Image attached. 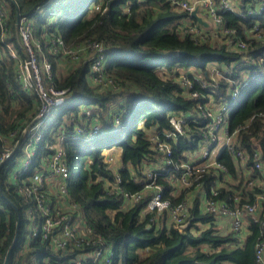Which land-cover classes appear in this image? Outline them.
<instances>
[{
	"label": "trees",
	"instance_id": "1",
	"mask_svg": "<svg viewBox=\"0 0 264 264\" xmlns=\"http://www.w3.org/2000/svg\"><path fill=\"white\" fill-rule=\"evenodd\" d=\"M235 1L245 10L260 0ZM0 11V151L5 144L19 142L0 163V264H5L9 250L7 264H31L33 258L35 264H71L76 254V250L54 247L48 239L26 242L31 222L27 212L36 210L35 203L17 190L12 179L7 180L27 140L22 130L34 121L40 106L35 86L25 90L16 77L18 60L7 46L9 42L25 57L15 35L21 15L32 21L37 62L44 57L51 62V78L43 84L67 89L66 102L54 109L34 144L33 163L22 176L24 182L29 184L28 176L35 171L45 172V182L44 161L61 149L67 168L62 176L66 199L76 204L72 216L81 212L102 245H113L112 264H255V245L264 240V200L254 216L245 217V234L229 225L220 229L222 216L205 210L204 203L213 198L235 208L254 202L260 191L259 182L251 186L246 182L260 175L253 167L255 151L264 165V13L241 18L232 10L219 12L223 26L234 30L233 40L245 43L237 51L184 31V23L198 21L172 0H0ZM257 23L258 38L251 32ZM58 37L62 45L53 51ZM92 41L105 47L101 83L92 79L90 49L79 51L75 60L63 53L64 47ZM64 64L65 69L59 70ZM191 66L200 73L184 72L198 92L195 97L185 95L179 81L182 71ZM225 68L232 74H226ZM214 71H220V80L213 79ZM245 77L249 81L241 88ZM234 83L241 88L235 100L230 92ZM207 101L230 105L227 121L230 130L241 127L235 146L245 153V167L238 166L224 146L217 159L226 170L210 168L191 177L189 185H180V164L205 143L208 120L198 103L204 106ZM182 114L191 116L179 134L169 116ZM94 124L100 127L95 134L91 133ZM159 143L169 146V154L157 148ZM110 147L120 151L116 169L106 166L102 152ZM151 171L155 179L149 178ZM150 181L164 187L162 196L171 203L188 202L187 227L178 228L168 210L147 209L154 191L146 188ZM121 189L143 190V194L124 204ZM48 196L62 202L54 192Z\"/></svg>",
	"mask_w": 264,
	"mask_h": 264
},
{
	"label": "built area",
	"instance_id": "2",
	"mask_svg": "<svg viewBox=\"0 0 264 264\" xmlns=\"http://www.w3.org/2000/svg\"><path fill=\"white\" fill-rule=\"evenodd\" d=\"M214 2V0H172L173 4L189 14L195 7H198L197 14L204 21L207 22L209 20V22L214 24L215 28L219 31L221 30L223 34H225L226 38L231 43V49L237 51L244 49L245 43L243 41L233 40L234 30L223 26L219 12L232 10L241 18L259 16L264 13V0H260L255 6H248L245 10L238 8L235 0H219L217 3ZM29 22L30 19L25 15H21L16 23L18 27L17 40L23 46V52L25 54L24 58H21L12 48L11 44L7 42L11 57L18 60L15 68L16 77L25 90L32 87L33 84L37 90L40 101V106L34 121L22 130L24 136L27 137V140L22 144V156L19 159V162L21 160L23 161V167L16 169L11 176V179L17 184V190L26 198L32 199L35 203L36 210L34 211L32 208L27 212L31 222L29 223V232L27 234L26 242L36 238L48 239L56 248H69L71 250H76V254L71 260V264H112L114 261L113 245H102L101 238L94 232V229L85 223V219L82 217L81 212L77 211L76 215L72 216L76 204L66 199L68 191L65 183L61 182L58 186L55 185L53 189L50 188L45 182H43L45 175L44 171H35L34 173H31L28 176L29 184L23 180L22 176L24 172L27 171L33 163V155L35 151H32V149L34 144L41 138L43 124L52 114L54 109L65 103L67 100L66 88L58 89L52 86L51 83L48 85L43 84L36 55L32 50V44L30 42L31 33ZM182 26L181 27L184 31L189 30L190 33L197 36L200 40H209L207 34H199L201 32V27L203 26L202 23L186 22ZM251 32L256 38L260 36L258 23L252 27ZM5 35L6 32L3 31V38ZM53 44L54 47H51V50L55 51L57 50L58 44L62 45V40L58 37L56 40H53ZM86 49H90L92 54H94V58L90 65L92 79L95 82L101 83L104 80L102 70L105 67L106 62V55L103 53L105 47L102 46V44L97 41H92L83 46L77 45L74 48L64 47L63 53L68 54L75 60L78 58L79 51ZM43 59L46 77L51 78V62L46 57ZM213 67L215 66H212V68ZM37 70L40 74H38ZM224 70L226 74H232L231 69L225 68ZM187 75L188 74H184L181 78V83L184 85L183 87L192 92V94L198 96V92L192 90V80ZM215 75L222 76L220 71H214L212 73L213 79L216 77ZM216 78L218 79V77ZM200 81L203 86H206V82L202 79H200ZM248 81V77H245L240 85L241 88L244 87ZM240 86H237L235 83L231 86V99H236L241 89ZM206 105L207 106L199 105L200 113L208 120L205 126L206 129L203 133L205 143L195 156H192L191 159L180 164L182 172L177 179L180 185H189L191 177L196 178L197 175L208 171L210 168L226 170L223 163L217 159V154L224 146H227L229 151L236 157V160H238L237 163L239 162L238 166H242V168L245 167L244 162H242L245 160V153L241 148L235 146V138L241 127L237 126L230 130L227 121L228 119L226 120L225 118V115L230 110V106L226 102L218 104V109L213 108L216 104ZM190 116V114L169 116L170 122L177 133L182 134L185 131V126ZM77 129L81 130L80 128ZM99 131V125H92L91 133L95 134ZM10 134L13 136L14 132ZM166 135L170 136L171 134L167 133ZM30 141H32V144ZM18 143V140H16L15 143L4 145L0 151V163L4 162L12 155V152L15 146L17 147ZM156 146L160 151L169 154L170 149L167 144L159 143ZM217 146H221L218 151L215 149ZM258 155L257 151L253 153V167L260 171V175L255 178H249L246 182L249 186L259 182L260 191L256 194L254 202H247L241 206H236L235 208H231L226 203L216 201L213 198H207L204 203L205 210L225 217L229 222L230 228L235 232L245 234V217L254 216L259 209L260 202L264 200V165L259 161ZM166 162L169 163L170 160H167ZM44 163L46 166L45 171L55 172L58 176H65L67 173L61 149H57L54 154L49 158H46ZM148 174L150 179H155L156 174L153 171ZM20 179H22V181H18ZM117 181H120L119 177ZM146 188L154 189L153 194L147 201V209L156 213L168 210L174 224L178 228H182V225L185 223L184 220L188 215V202L186 200H181L174 204L171 203L168 198L162 196L164 187L161 184H156L150 181L146 185ZM50 189L51 192L53 191L54 194L57 195V197L62 198L61 203L58 204L57 201L54 202L53 199L48 196V194L51 193L49 192ZM119 192L123 195L124 204L139 200L143 194V190L131 193L128 190L121 189ZM211 192L212 194H215V188H212ZM30 262L31 264H35V258ZM255 264H264V240H259L255 245Z\"/></svg>",
	"mask_w": 264,
	"mask_h": 264
},
{
	"label": "rangeland",
	"instance_id": "3",
	"mask_svg": "<svg viewBox=\"0 0 264 264\" xmlns=\"http://www.w3.org/2000/svg\"><path fill=\"white\" fill-rule=\"evenodd\" d=\"M0 12H1V15H2V11H0ZM18 19H19V17H18ZM18 19H17V21H18ZM207 23H208V25H206V26L203 25L201 27V30H200L201 32L199 34L200 35L207 34V36L209 38L208 41H209L210 44H213V45H221V44H223V45H226L227 47L231 48V43L226 38L225 34H223V32L221 30L219 31L217 28H215L214 24H212L211 22H209V20L207 21ZM29 26H30V33H31L30 42L33 45V47L35 48V44H36V39L37 38H36V36L34 35V33L32 31V21L31 20L29 22ZM17 32H18V27H17V24H16V30H15V35L16 36H17ZM6 35H7V33H6ZM6 35H5V37H6ZM19 45H20V47H22V50H23V46L20 43H19ZM32 50L34 52V49L33 48H32ZM34 54H35V52H34ZM38 66H39V71L41 73V76L43 78V82L46 83V74H45V69H44V59H40L39 60ZM61 67L62 68H60L59 70L65 69V64L64 65H61ZM185 70L182 71L183 73H182V75H180V78H179L180 84L182 86H184V85L181 83V78H182V76H184V74H185L184 72H188L189 71V72H194L196 75H200V73L199 74L197 73L196 68H194L192 66L189 67V69L187 71H185ZM37 72H38V70H37ZM40 73L38 72V74H40ZM215 76L218 77V79L216 77H214V80H220L222 78L221 75H215ZM183 92H184L185 95H189L190 94L193 97L196 96V95L192 94V92L188 91L187 89H186V91L184 90ZM206 104L213 105L215 103L213 101L211 103L205 102L203 105L204 106H207ZM198 105L202 106L201 103H198ZM218 107H219V105H214L213 108L218 109ZM229 112H230V110H229ZM229 112L225 115L226 120L228 119ZM30 143L32 144V141H30ZM104 144L107 145L108 144V140H105L104 141ZM220 147L221 146H217L215 148L216 151H218L220 149ZM33 150L35 151V148L34 147H33L32 151ZM102 152L105 154L104 155V158H105L106 166H108V167H110L112 169H116L117 167L120 166L118 149L113 148V147L104 148ZM22 167H23V161L22 160L20 162L18 161V163L12 168V170L10 172V175L8 176V179L7 180L8 181L11 180L12 173H14L16 171V169H19V168H22ZM47 172H48V174L46 176L45 184L47 186L50 185V188L53 189L55 187V185L58 186L59 183L63 182L62 175L61 176L60 175L58 176V174H56L55 172H49V171H47ZM9 177H10V179H9ZM49 192H51V189L49 190Z\"/></svg>",
	"mask_w": 264,
	"mask_h": 264
},
{
	"label": "water",
	"instance_id": "4",
	"mask_svg": "<svg viewBox=\"0 0 264 264\" xmlns=\"http://www.w3.org/2000/svg\"><path fill=\"white\" fill-rule=\"evenodd\" d=\"M197 9H198V7H195V8L191 11L190 15L193 16L194 18H196L197 21L200 22V23H202L203 25H205V26L208 25V23H207L206 21H204V20H203L198 14H197ZM17 19H18V18H17ZM179 54L182 55V54H186V53L183 52V51H180ZM189 224H190V219H188V220L182 225V228L187 227ZM16 236H17V234H16ZM16 236H15V239H16ZM10 251H11V250L8 251V255H9ZM8 255H7V257H6V262H5V264H7Z\"/></svg>",
	"mask_w": 264,
	"mask_h": 264
},
{
	"label": "crops",
	"instance_id": "5",
	"mask_svg": "<svg viewBox=\"0 0 264 264\" xmlns=\"http://www.w3.org/2000/svg\"><path fill=\"white\" fill-rule=\"evenodd\" d=\"M118 152L120 153L119 149H118ZM228 225H229V222L227 221V219L225 217L222 216V219L219 223V228L221 229H228Z\"/></svg>",
	"mask_w": 264,
	"mask_h": 264
}]
</instances>
